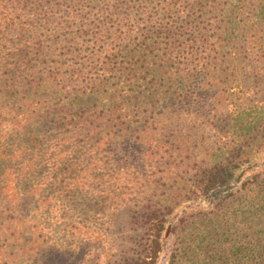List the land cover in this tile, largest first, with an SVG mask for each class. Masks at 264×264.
Segmentation results:
<instances>
[{"label": "rangeland", "instance_id": "374dc122", "mask_svg": "<svg viewBox=\"0 0 264 264\" xmlns=\"http://www.w3.org/2000/svg\"><path fill=\"white\" fill-rule=\"evenodd\" d=\"M1 94L0 264H264V0H0Z\"/></svg>", "mask_w": 264, "mask_h": 264}, {"label": "trees", "instance_id": "16d2710c", "mask_svg": "<svg viewBox=\"0 0 264 264\" xmlns=\"http://www.w3.org/2000/svg\"><path fill=\"white\" fill-rule=\"evenodd\" d=\"M6 21H8L7 22L8 24H10V22L12 21V16H10V17L7 16L6 17ZM3 95L4 94L0 95V100L3 99V97H2ZM108 98L109 97H107V99H106L107 102H111L112 99L110 98L108 100ZM115 100L119 101V99H115ZM76 103H82V102L76 101ZM42 116L45 117V118L48 117V115H46L44 113H42ZM4 144L5 143H4V141H2L1 134H0V153L1 152L2 153L5 152V148H6L7 145L5 146ZM160 238H161V231H160V229L157 226V227L154 228V232L151 234L150 239L147 240V246H146L145 253L140 257V259L136 262V264H155L156 263V260L158 259V256H159V253L162 250V244H161V239Z\"/></svg>", "mask_w": 264, "mask_h": 264}]
</instances>
